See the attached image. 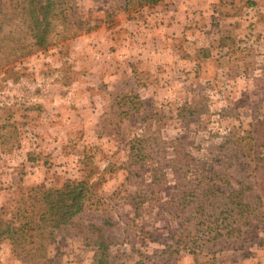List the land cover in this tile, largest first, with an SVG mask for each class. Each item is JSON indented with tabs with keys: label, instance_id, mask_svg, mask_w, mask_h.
<instances>
[{
	"label": "rangeland",
	"instance_id": "rangeland-1",
	"mask_svg": "<svg viewBox=\"0 0 264 264\" xmlns=\"http://www.w3.org/2000/svg\"><path fill=\"white\" fill-rule=\"evenodd\" d=\"M190 2L175 0L169 29L168 0L129 10L124 0H75L78 36L8 65L0 56V213L33 186L87 180L97 197L84 218L104 226L112 264H263L264 9L256 0ZM139 144L153 154L132 157ZM176 144L192 181L200 165L227 177L217 180L220 203L222 191L246 187L243 201L257 209L240 238L175 250ZM159 160L172 166L156 192ZM203 203L202 216H190L194 238L222 218L216 201ZM45 248L27 255L2 239L0 264H92L83 235L56 234Z\"/></svg>",
	"mask_w": 264,
	"mask_h": 264
},
{
	"label": "trees",
	"instance_id": "trees-1",
	"mask_svg": "<svg viewBox=\"0 0 264 264\" xmlns=\"http://www.w3.org/2000/svg\"><path fill=\"white\" fill-rule=\"evenodd\" d=\"M0 2V56L6 65L16 62L34 50H46L57 42L78 36L84 23L76 14L75 0H3ZM129 10L134 7L158 6L164 0H124ZM139 142L143 140L137 138ZM159 140L157 146L162 145ZM142 152L144 157L153 153H144L145 149L139 144L134 147L132 157ZM189 154L184 155L177 144L175 145V174L176 184L180 187L179 197L171 204L170 212L178 226L171 229L170 238L175 244V250L189 249L193 254L201 252L208 244L216 245L218 238H240L241 227L252 224V214L257 206L245 203L244 188L232 187L224 194L223 202L217 198L221 187L218 179L227 181L220 174L207 175L203 166L196 171L197 178L188 177ZM134 160V158H132ZM183 163V161H185ZM137 163V161H134ZM173 162V161H172ZM161 160L152 169V189H161L162 183L167 182L166 167ZM186 167L184 170H182ZM217 188V189H216ZM97 197L95 184L87 180H68L62 187L51 188L45 185L33 186L19 197L17 206L3 208L0 213V240L9 239L15 248L27 255H39L46 248L47 242L56 234L67 237L83 235L85 244L94 251L92 264H112L110 256L111 243L105 228L96 221L84 218L86 209L93 206ZM205 200L218 203V218L216 234L211 228L209 233L194 238L188 231L192 218H199L205 210ZM137 205H139L137 203ZM192 206V210L190 209ZM174 209V210H173ZM221 209V210H220ZM172 210V212H171ZM214 224V222H213ZM213 227V225L209 226ZM218 230L221 232L219 233ZM214 233L215 236H211ZM55 259V258H54ZM49 259L51 264L56 261ZM216 264V263H212Z\"/></svg>",
	"mask_w": 264,
	"mask_h": 264
},
{
	"label": "crops",
	"instance_id": "crops-1",
	"mask_svg": "<svg viewBox=\"0 0 264 264\" xmlns=\"http://www.w3.org/2000/svg\"><path fill=\"white\" fill-rule=\"evenodd\" d=\"M168 1H170L171 2V7H170V9L172 10V11H170V12H168L167 14H166V21L170 24L171 23V25H170V28L169 29H175V0H168ZM191 1V0H190ZM189 0H178V5H179V7L180 8H182V7H185L188 3H190L191 4V2H190ZM217 1V0H216ZM256 1H258V2H260L261 4H262V8L264 9V0H256ZM186 2V3H185ZM189 5V4H188ZM178 8V7H177ZM259 11H262V10H258L257 12H259ZM255 13V14H251V17L252 18H258V16H260V14L259 13ZM256 14H257V16H256ZM244 264H260L258 261L256 262V261H250V260H248V259H245V261H244ZM263 264H264V262H263Z\"/></svg>",
	"mask_w": 264,
	"mask_h": 264
}]
</instances>
